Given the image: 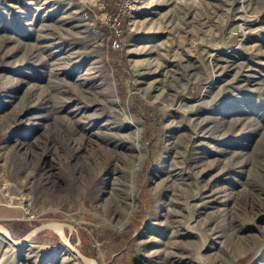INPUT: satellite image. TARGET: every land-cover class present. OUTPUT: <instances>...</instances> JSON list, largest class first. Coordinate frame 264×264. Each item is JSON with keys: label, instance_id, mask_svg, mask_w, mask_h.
Wrapping results in <instances>:
<instances>
[{"label": "rangeland", "instance_id": "374dc122", "mask_svg": "<svg viewBox=\"0 0 264 264\" xmlns=\"http://www.w3.org/2000/svg\"><path fill=\"white\" fill-rule=\"evenodd\" d=\"M104 4L0 0V224H70L98 264H264V0ZM54 235H0V264H81Z\"/></svg>", "mask_w": 264, "mask_h": 264}, {"label": "water", "instance_id": "95a60500", "mask_svg": "<svg viewBox=\"0 0 264 264\" xmlns=\"http://www.w3.org/2000/svg\"><path fill=\"white\" fill-rule=\"evenodd\" d=\"M43 231H51L55 234L60 242L66 246L71 254L81 263V264H98V262L91 257H88L80 252L78 249L79 240L77 239L75 244L70 242V235L75 232V229L72 225L61 222H46L39 224L29 230L24 236L19 239L12 238L9 230L0 224V235L3 236L8 242L14 246H22L30 242L38 234ZM67 231V233H66Z\"/></svg>", "mask_w": 264, "mask_h": 264}, {"label": "built area", "instance_id": "2783aa9c", "mask_svg": "<svg viewBox=\"0 0 264 264\" xmlns=\"http://www.w3.org/2000/svg\"><path fill=\"white\" fill-rule=\"evenodd\" d=\"M104 7L112 8L113 13H109L106 16V20L113 27H118L121 18L133 11L136 0H104ZM111 9V11H112ZM112 48H118L119 43L117 39H113L111 42Z\"/></svg>", "mask_w": 264, "mask_h": 264}, {"label": "trees", "instance_id": "16d2710c", "mask_svg": "<svg viewBox=\"0 0 264 264\" xmlns=\"http://www.w3.org/2000/svg\"><path fill=\"white\" fill-rule=\"evenodd\" d=\"M54 237L56 238V240H58V241H59V239H58V237H57L56 235H54Z\"/></svg>", "mask_w": 264, "mask_h": 264}]
</instances>
